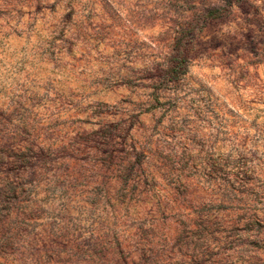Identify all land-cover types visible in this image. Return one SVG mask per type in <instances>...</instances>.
Masks as SVG:
<instances>
[{
  "label": "rangeland",
  "instance_id": "rangeland-1",
  "mask_svg": "<svg viewBox=\"0 0 264 264\" xmlns=\"http://www.w3.org/2000/svg\"><path fill=\"white\" fill-rule=\"evenodd\" d=\"M0 264H264V0H0Z\"/></svg>",
  "mask_w": 264,
  "mask_h": 264
},
{
  "label": "trees",
  "instance_id": "trees-1",
  "mask_svg": "<svg viewBox=\"0 0 264 264\" xmlns=\"http://www.w3.org/2000/svg\"><path fill=\"white\" fill-rule=\"evenodd\" d=\"M219 10H211L209 14L212 17H219L220 15ZM223 15V14H222ZM179 39H181L179 41ZM177 41L178 44L175 45V51H174V58L172 60V63L166 68V73L170 77H177L185 73L186 71V63H187V58H188V51H187V43L188 41V33H185L183 36H181ZM183 46V48L181 47ZM174 80V78H172Z\"/></svg>",
  "mask_w": 264,
  "mask_h": 264
}]
</instances>
